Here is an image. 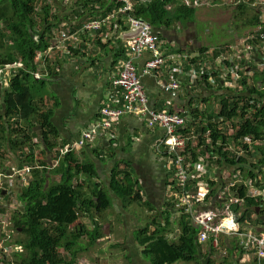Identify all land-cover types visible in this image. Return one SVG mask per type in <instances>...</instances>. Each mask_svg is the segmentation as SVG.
<instances>
[{"label":"trees","instance_id":"1","mask_svg":"<svg viewBox=\"0 0 264 264\" xmlns=\"http://www.w3.org/2000/svg\"><path fill=\"white\" fill-rule=\"evenodd\" d=\"M91 1L75 0L71 8L62 11L59 7H64V0H0V66L13 64L18 57L23 62V67L9 79L8 87L0 82V146L4 145V154L8 158L21 161L19 168L26 165L34 167L32 180L20 189L19 206L12 214L13 227L18 235L14 244L21 247L23 252H14L11 259L6 256L1 260L2 264H75L81 252L86 250L79 247L84 239L92 247L103 238L104 228L99 216L112 206L110 189L127 205L142 200L139 183L133 181L128 164L123 168L119 164L114 167L109 189L94 182L101 176L96 163L80 158L75 150L64 155L56 150L54 159L57 164L52 169H48L44 161L36 162L34 138L43 145L44 154L56 148L58 133L51 120L54 111L48 105L52 96L49 95L47 82L33 76V72L37 71L35 57L51 47L53 38L59 32L74 30V27L79 30L88 19L107 17L119 7L116 0H94L97 4L94 6ZM191 1V5H187L183 0H142L134 7L132 15L147 21L155 32L164 35L178 23L187 25L195 21L198 9L193 5L195 0ZM210 1L217 4L219 0ZM248 8L247 2H238L237 10L240 13ZM260 14L255 12L245 23L246 27L260 29L253 34V42L264 35ZM111 22L112 25L115 22L123 25L124 31L128 30L123 19ZM64 23L67 24L65 27L62 25ZM208 50L202 48L204 53ZM222 51V48L214 49V58ZM225 63L229 65L230 61ZM46 70L51 76L49 61ZM222 71L218 69L214 73L216 80ZM202 81L208 85L207 76ZM253 82L247 86L246 80L241 81L242 96L221 95L218 113L208 109L197 111V118L202 115V120L196 125L198 141L187 149L194 161H198L200 155H209L208 160L220 168H239L243 181L254 177V169H264V81ZM236 117L238 122L235 123L232 119ZM22 119L26 120V125L20 123ZM226 119L232 120L231 127L235 131L232 136H226L224 131L218 129ZM36 125L41 130L40 134L34 132ZM208 130L211 136L206 139L204 134ZM247 136L260 143L252 144L257 157H260L254 163L244 155L226 149L231 141L240 146L238 140ZM25 148L28 151L22 155L20 152ZM242 148L251 157L248 146ZM198 149L200 153H197ZM0 169L7 171L9 168L0 161ZM50 174L58 176V182L50 183ZM81 177L85 180L80 181ZM215 185L212 183L213 187ZM245 192L246 188L240 185L238 195L244 201L238 216L240 223H249L252 215L263 212L262 198L247 197ZM4 208L0 206V211ZM235 211L239 212V209ZM82 214L93 222L92 230L79 225ZM166 222V226L155 222L153 229L148 226L137 231L135 241L142 250L143 258L151 264H201L198 230L189 216L182 213L177 240L169 236L170 214ZM211 251H214L213 247ZM207 264L213 263L208 259Z\"/></svg>","mask_w":264,"mask_h":264},{"label":"crops","instance_id":"2","mask_svg":"<svg viewBox=\"0 0 264 264\" xmlns=\"http://www.w3.org/2000/svg\"><path fill=\"white\" fill-rule=\"evenodd\" d=\"M59 8L62 11L68 10L65 7ZM111 23L107 22L98 34L76 35L66 40L64 44L59 45V48L54 49L49 56L52 74L50 81L47 83V88L51 93L52 99L48 105L53 107L54 111L51 120L58 133L56 137L57 148H61L63 145L65 148L67 145L77 141L82 132L98 119L102 106L108 103L109 95L113 92V79L118 75L123 62L128 58L127 40L129 39L126 36L131 34L129 33V25L124 23L126 29H128L124 31L123 25L120 26L115 22L114 26ZM181 26L178 23L171 30L164 32L166 50L169 53L179 52L184 56L181 60L184 73L180 78L182 80L181 90L178 93H173L163 89L161 82L170 80L168 67L154 75L143 76L142 81L152 107L181 112L187 118L188 124H190L197 120H202V115H199L201 118L196 117L197 111H207V109L215 111L214 103L220 99L221 95L242 96L244 91L243 89L227 88L226 84L222 87L218 84L220 82L219 79L216 80L214 85L210 83V80H208V85L202 81L203 79L192 81L190 71L193 66H198L199 61L206 57L205 54L207 52H202L201 43L195 38L197 36L196 32H192L191 29L183 31ZM77 31L76 27H74V30H68L66 33L74 35ZM61 34L55 35L52 45L59 41ZM67 49L70 54L66 53ZM149 58V53H145L140 58H133L139 73H141ZM213 66L215 67V64ZM217 68L215 67V70ZM41 69V67L37 66L38 71ZM54 101L57 102L55 106H53ZM24 121L26 120L22 119L20 123L24 124ZM34 132L36 134L41 132L37 125ZM165 137L166 130L164 128L148 127L144 117L127 114L116 121L110 131H103L94 141L89 142L86 147L75 150L80 158L96 163L101 176L99 180L95 179L94 182L102 184L109 189L114 167L119 164L123 168L124 165L128 164L132 178L135 175L137 179L133 178V180L139 183V191L142 197L139 203L132 202L131 205L136 204L144 208V212L142 211L141 213H137L135 208L133 209L134 212L128 211L124 205L131 208L130 205L124 203L110 189L109 196L114 199V204L118 200L120 202L118 204V214H121L116 216L119 227L117 226L114 235H111L114 219H110L109 216V223L105 226L109 228L108 235L104 234L103 238L92 247H102L108 241L104 245V249H106L108 245H113L112 243L120 240L123 244H129L124 245V247H128L129 252L125 255V259L129 260L130 264H139V262L151 264L143 258L142 250L135 246L137 225H141L143 220L145 221L146 218H149L145 228L149 226L153 229L155 222L166 226L167 216L170 214L171 229L174 213L177 217L174 220H177L178 213L180 214L182 211L173 197V174L170 156L161 149V144ZM34 142V153L38 159L36 162H46L47 160L44 157L48 158V156H50V159L53 156V159L49 160L50 162L55 161L54 157L57 148L51 152L45 151L42 154L43 145L37 138H34ZM255 153L257 151L251 153L252 156ZM253 158L255 159L257 156H253ZM11 160L18 162L15 158ZM20 164L22 163L19 160ZM210 166L209 172L211 171L212 176L216 172V179H218L219 183H222V175L224 176L222 171L225 168H220L212 164V162H210ZM233 171L234 169L231 170V172ZM81 180H85V178L81 177ZM262 208L264 212L263 205ZM140 209L142 210L141 207ZM114 214H117L116 210ZM261 214L258 211V218L261 217ZM103 216L107 217L108 215ZM78 223L89 230L93 229V222L85 214L81 215ZM177 225L178 229L175 234L176 237H179L181 231L180 218L177 221ZM242 226L246 230L247 227L245 225ZM170 229V234H172ZM261 232L258 231L257 233ZM236 240V238L228 237L221 239L223 244L227 245V243H230L231 246H235H232L231 251L228 253H230L231 257L234 255L233 257L236 259L235 262L224 260L221 264H252L254 258L251 261L250 253L245 254L242 249H239L237 246L238 240ZM85 245L88 247L87 239L85 243L83 242V247ZM115 247L121 248L122 246L116 245ZM83 249H86V247ZM123 249L126 251L125 248ZM236 249H238L237 252H235ZM88 252L85 254H88ZM93 260L95 264H101L109 259L102 257L100 260Z\"/></svg>","mask_w":264,"mask_h":264},{"label":"built area","instance_id":"3","mask_svg":"<svg viewBox=\"0 0 264 264\" xmlns=\"http://www.w3.org/2000/svg\"><path fill=\"white\" fill-rule=\"evenodd\" d=\"M70 1L64 0V4L68 5ZM139 1L142 0H116L119 7L107 17L83 22L74 35L64 32L59 36V41L55 45H51L42 53H37L35 62L42 69L33 72V76L35 79H45L48 83L51 76L46 70L47 58L54 49L59 48V45L64 44L66 40L76 35L98 34L107 22L121 19L129 25V33L139 32L137 37L127 40L128 58L123 62L118 75L113 79V92L109 95L108 103L102 106L98 119L82 132L77 141L67 145L64 149L59 148L58 151L64 155L70 151L86 147L100 133L110 131L114 123L124 115L134 114L144 117L148 127H162L166 130V137L162 141L161 149L170 156L173 174V197L177 201V206L185 215L189 216L192 225L198 230V244L201 247L209 243L214 244L215 247H212L215 250V248L219 249L221 237L236 238L239 249H242L245 254H253L254 261L252 264H264V230L255 234L247 230L242 232L239 227L241 225L248 226V222L240 223L238 218L244 203L243 198L238 195L239 186L243 185L246 188L245 196L247 197H264V169H254V177L243 181L239 168L233 172L225 168L222 171L224 172L222 183H219L218 179L212 178L211 171L209 172L211 167L208 160L209 155H200L198 161H194L190 151L187 150L190 144L195 146L198 141L197 137H199V134L189 127L187 118L181 112L157 109L150 105L142 77L154 75L168 67L170 80L162 81L161 85L165 91L178 93L182 86L180 78L184 74L181 62L184 56L179 52L169 53L166 50L163 35L155 32L147 21L132 15L134 7ZM183 1L187 5L192 3L191 0ZM206 1L208 0H195L193 5L195 7L209 5V2L206 3ZM66 25V23L63 24L64 27ZM253 39L252 37L244 42L243 51L237 54H232L226 50L214 58V53L207 51V57L200 60L198 66H193L190 71L192 81L207 76L210 83L214 85L216 78L213 75L219 69L223 70L217 76V79L220 80L219 85L223 87L226 84L227 88L241 89L240 83L245 75L258 73L255 71H259L264 62V35L257 42H253ZM62 53L65 54L64 51ZM66 53L70 54V51L67 49ZM145 53H149L150 58L139 73L133 58H140ZM206 58L210 60L206 61ZM226 61H230L229 65H226ZM216 63L220 64L221 68L215 70L213 65ZM22 67L23 62L21 60L0 66V82L8 87L9 79ZM242 70H244L243 73ZM232 120L226 119L223 123L229 124ZM223 123L218 128L222 132L224 131ZM234 132L232 128L223 133L226 136H232ZM204 136L206 139L210 138L211 131L208 130ZM33 143H35L34 140ZM238 143L240 145L238 155L240 156L246 154L243 146L247 145L250 153H254L252 144L260 145L259 142H254L248 136L238 140ZM229 146L230 144L226 147L228 151H230ZM191 149L193 148L191 147ZM27 151L28 149L25 148L20 153L24 155ZM197 153H200V149ZM253 156H257V153ZM56 164L57 160L51 161L50 167L47 168L52 169ZM6 168L8 167L6 166ZM33 169L34 167L30 165L23 168L12 166L7 171L0 169V195L6 194L9 188H13L19 183H27L28 185V181L32 180ZM212 183L216 185L213 187ZM236 209H239V212L235 211ZM14 230L12 215L0 212V249L2 252L8 253V250H11L8 246L11 245H13L14 252H23V249L17 247L14 244L15 241H12ZM4 239L9 240L8 246L3 242ZM8 256L11 259V254ZM5 257L3 256V258Z\"/></svg>","mask_w":264,"mask_h":264},{"label":"rangeland","instance_id":"4","mask_svg":"<svg viewBox=\"0 0 264 264\" xmlns=\"http://www.w3.org/2000/svg\"><path fill=\"white\" fill-rule=\"evenodd\" d=\"M74 1L75 0H71L68 5H64V4H62V5L65 8H71L72 7L71 5H73L72 3ZM93 1L94 0L91 1L92 2L91 5L92 6L97 5L96 2H93ZM239 1L240 0H219L217 4H213L211 1H206V3L210 2V4L203 6V7H200V8H197L198 10H197L195 22L194 23H188L187 25H182L181 29L183 31H188V29H191L192 32H196L197 36L195 34V36H196L195 38L201 43L200 47L201 48H207V49H209V51H212L213 53H214V49H221V48L223 50L222 52L229 50L230 53H232V54H237L238 52H242L244 49L243 43L247 42L250 38H252L253 34L259 30V29H251V27H246L245 26L246 21L255 12H260L261 13L260 19L264 22V0H255V2L253 1L252 3H250L249 0H242L244 2H247L248 7H249L248 10L244 11L243 13H240L237 10V5H238ZM65 11H67V10H65ZM4 30L5 29L3 27V31ZM59 33H61V32H59ZM59 33L57 35H59ZM206 57H207V55H206ZM207 60H210V59L206 58V61ZM18 61H19V57H18ZM47 61H49V58H47ZM215 67L221 68L220 64H217V63L215 64ZM243 72H244V70H242V73ZM255 72H258V73H255L254 75L253 74L245 75L243 80H246L247 86L253 84L254 83L253 81H258L260 83H263V81H264V62H263V66L260 68V70L255 71ZM263 86H264V83H263ZM241 89H243V87ZM49 95H51V93ZM44 106H45V104H44ZM214 110L217 113L220 110L219 99L214 103ZM234 121H235V123L238 122V118L236 117L234 119ZM23 123H24V125H26V121H24ZM198 123H199V120H197L196 122H192L188 125L190 128H193L194 132H196L195 127H196V125H198ZM222 125H223L225 132H228L229 129H232L231 123H229V124L223 123ZM197 139H198V137H197ZM57 146H56V148H57ZM0 148L2 149L0 151V161H1V163H3L4 166H7L8 168L12 167V166H15V167L19 166V162L12 161L11 158H8V155L4 154V150H3L4 145H1ZM58 149L59 148H57V150ZM229 149H230L231 153H238L240 146L235 145L234 141H231ZM42 150H43V148H42ZM258 154H260V153H258ZM244 157H246V159H248L252 163H254L255 161H257L260 158V157H257L254 159L252 154H251V157H249L247 154H244ZM36 158H37V155H36ZM44 158L47 160L46 162H50L49 160H52L53 156L51 157V159H50V156H48V158H46V157H44ZM37 164H39V162H37ZM47 164H49V163H47ZM215 174H216V172H214V175L212 176V178H214V179H216ZM263 177H264V172H263ZM133 178L135 180H137L135 175H133ZM48 179H49L50 183H54V182H57L59 178H58V176H54L53 174H50ZM229 181H230V179H229ZM26 185H27V183H25V184L19 183L15 187L9 188V190L6 194L0 195V206L5 207L0 212L10 213L11 215L13 214V212L15 211V208L19 206V200H18L19 191L22 187H24ZM138 185H137V187H138ZM260 198H264V197H259V199ZM110 199L112 200V206L106 212H104V214L99 216V221L101 222V226L104 228L103 235L104 234L108 235V229L109 228L105 227V226L108 225V223H109V216H110V219H114V226L111 229V235H114L115 228L117 226L119 227L116 216L121 214L120 212H119L120 214H118V204L120 202L118 200V202L116 204H114V199H112L111 197H110ZM137 203H139V202H137ZM262 205L264 207V201H263ZM139 206L140 205H136V204L131 205L130 204L131 208H129V207L124 205V207L127 208V210L130 212H134V210H133L134 208L136 209L137 213H139V212L141 213L142 211L144 212V208L142 206H140L142 208V210H141ZM115 210L117 211V214H114ZM182 213H183L182 211L180 214L178 213V219L177 220H174L177 218L175 213H174V216L172 219V227L170 229L172 234L169 235L172 240H174V239L177 240L179 238V237H176L175 232L178 229L177 221L179 220ZM103 215H108V216L106 217ZM139 216H140V214H139ZM148 219L149 218H146L145 221L143 220L141 222V225H137V229L138 230L144 229ZM250 219L251 220L249 221L248 226H246L247 231L255 234L258 231L264 230V212H262L260 218H258V215L255 214V216L252 215ZM111 225H112V223H111ZM17 238H18V235L14 230V235H13L12 241L14 242ZM222 238L223 237H221L220 241H219V243H220L219 249L215 248L214 251H211V247L212 246L215 247L214 244L209 243L206 245H202V247H201L202 253L200 256V263L201 264H207L208 259L211 260V262L213 264H221V262L224 260H231L232 262H235L236 259H234V257H233L234 255L231 257L230 253H228L231 251V247L232 246L234 247V245L231 246L230 243H227V245L223 244L221 241ZM85 241H86V239L83 240L84 243H85ZM3 242L5 243V245L8 246V242H9L8 239H4ZM83 242L81 243V245H79V247H81V246H82V248L86 247V250L84 252H81V254L79 255L75 264H95L94 263L95 261L93 259L100 260V258H102V257L108 258L110 261L105 260L104 263H101V264H108V263L109 264H130L129 260L125 259V255L128 254V252H129L128 247H124V245H126L127 243L123 244L119 240L116 243H112L113 245H108V247L106 249H104V245L107 244L108 241H106V243H104L102 245V247H98V248H96V247L90 248V246L87 247V245H85V247H83ZM116 245H121L123 248L126 249V251H124V249L122 247L121 248L115 247ZM127 245H129V244H127ZM135 246H137L139 248V246L137 245L136 242H135ZM8 247L11 249V250H8V253L2 252L0 249V261L2 260L3 256H8L9 254L13 255V253H14L13 245L8 246ZM110 250H111V252H110ZM237 251H238V249H236L235 252H237ZM87 252H88V254H85ZM232 253H234V252H232ZM250 255H251V261H252V258H254V257H253L252 253H250ZM146 261L149 262L148 260H146ZM0 264H1V262H0ZM139 264H142V263L139 262ZM177 264H187V263H177ZM193 264H196V263H193ZM224 264H226V263H224Z\"/></svg>","mask_w":264,"mask_h":264},{"label":"water","instance_id":"5","mask_svg":"<svg viewBox=\"0 0 264 264\" xmlns=\"http://www.w3.org/2000/svg\"><path fill=\"white\" fill-rule=\"evenodd\" d=\"M138 34H139V32L131 33V34L127 35L126 38H127V39L134 38V37H137Z\"/></svg>","mask_w":264,"mask_h":264},{"label":"bare ground","instance_id":"6","mask_svg":"<svg viewBox=\"0 0 264 264\" xmlns=\"http://www.w3.org/2000/svg\"><path fill=\"white\" fill-rule=\"evenodd\" d=\"M240 230L242 231V232H246V230H244V227L241 225L240 227Z\"/></svg>","mask_w":264,"mask_h":264},{"label":"clouds","instance_id":"7","mask_svg":"<svg viewBox=\"0 0 264 264\" xmlns=\"http://www.w3.org/2000/svg\"><path fill=\"white\" fill-rule=\"evenodd\" d=\"M203 7V6H202ZM197 8H200V7H197ZM163 38H164V35H163ZM264 200L262 199V202H263Z\"/></svg>","mask_w":264,"mask_h":264}]
</instances>
